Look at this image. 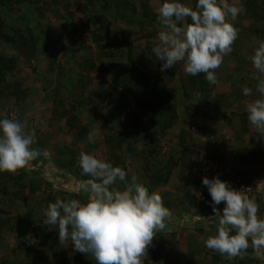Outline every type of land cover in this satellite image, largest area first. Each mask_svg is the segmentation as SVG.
Returning a JSON list of instances; mask_svg holds the SVG:
<instances>
[{"label":"rangeland","instance_id":"rangeland-1","mask_svg":"<svg viewBox=\"0 0 264 264\" xmlns=\"http://www.w3.org/2000/svg\"><path fill=\"white\" fill-rule=\"evenodd\" d=\"M35 1L39 10L29 0H21V5L0 0V13L11 18L8 24L15 27L19 7L27 9L35 17L31 25L37 34L34 57L20 56L17 69L7 72L0 84V119L24 121L27 130L35 132L34 146L47 152L17 173H0V212L13 217L11 230L0 238V264H62L63 257L69 264H96L81 253L78 261L71 247L58 243L54 226L44 224L43 210L56 197L87 199L71 191L73 181L88 179L78 167L81 151L122 167L129 182L135 175L171 210L172 220L157 234L148 249L150 261L144 264H264L254 258L251 247L242 259L228 260L204 246L216 233L218 218L202 184V177L219 176L233 188H245L264 219V164H242L246 154L253 159L254 147L263 148L256 157L264 158V139L253 136L256 130L247 120L245 105L249 98L242 93L247 85L258 96L255 86L264 79L249 59L256 40L264 39V0H241L246 14L234 23L239 35L215 70L218 83L211 85L199 74L203 84L197 82L193 89L194 76L184 73L182 62L162 72L151 52L162 0ZM40 2L47 7L42 10ZM181 2L194 7L196 0ZM95 13L109 23L111 46L97 47L92 40L95 25L87 16ZM0 54L9 57L15 51L3 44ZM116 98L121 105L115 104ZM89 133L94 136L91 142ZM22 181L26 204L15 198ZM3 184L14 191L6 193ZM217 207L222 210L223 203ZM49 241L50 249L45 248ZM192 241L196 248L186 250Z\"/></svg>","mask_w":264,"mask_h":264},{"label":"clouds","instance_id":"clouds-1","mask_svg":"<svg viewBox=\"0 0 264 264\" xmlns=\"http://www.w3.org/2000/svg\"><path fill=\"white\" fill-rule=\"evenodd\" d=\"M242 14L246 8L241 0H196L194 7L181 0H162L156 11L158 32L151 47L161 62L160 71L182 62L186 75L204 74L209 84L216 85L215 70L233 51L240 31L234 23ZM249 59L257 72L264 73V39L256 40ZM242 93L249 98L245 102L247 120L264 139V79L255 86L258 96L247 85ZM93 139L89 133V142ZM36 144L35 132L27 130L24 121L0 119V173H17L39 156H46ZM78 167L88 179L78 181L71 191L85 194L87 199L56 197L43 210L44 224L54 226L63 248L90 255L96 264H144L157 234L166 230V221L172 220L162 196L150 192L135 175L129 182L122 167L94 153L81 151ZM202 184L211 197L213 216L218 218L216 233L204 241V246L228 260L242 259L251 247L254 258L264 261V219L257 215L255 197L219 176L202 177ZM221 203L222 210L217 207Z\"/></svg>","mask_w":264,"mask_h":264},{"label":"trees","instance_id":"trees-1","mask_svg":"<svg viewBox=\"0 0 264 264\" xmlns=\"http://www.w3.org/2000/svg\"><path fill=\"white\" fill-rule=\"evenodd\" d=\"M10 1V0H7ZM90 2H93L94 0H88ZM13 2H15L16 4H20L21 0H13ZM36 4V10L38 9V2H36L35 0H29V4L32 3ZM54 2H59L58 0H54ZM41 9L43 10L44 8L47 7L46 4L41 3ZM21 5V4H20ZM54 6V5H53ZM21 10V14L20 16L15 20L17 22V25H15V27H13L12 25L8 24V19L11 20L10 17H7V19L0 13V48L3 44H7L8 46H10L12 49H14L15 54L14 56H7L4 54H0V84L4 82V75L7 72H13L15 69H17L18 66V62L17 60L20 58V56H23L24 58H28L31 59L33 58V54H34V44H35V38L37 36L36 33V27L32 26L31 24L34 22L35 17H33L30 13L27 12V9H22L21 7H19ZM249 9V8H247ZM39 10V9H38ZM250 10V9H249ZM6 16H9L7 13H5ZM45 15H40V16H36L37 18L41 19L43 18ZM87 21L90 23H92L93 25H95V29H93L92 31V40L93 42L96 44L97 47H103V46H111V40L109 39L110 37V31L108 29L109 23L106 20V18L104 17V15H97L95 14H91L87 16ZM73 23V22H71ZM70 23V24H71ZM90 23V24H91ZM97 24V25H96ZM73 25V24H71ZM117 76H120L119 74ZM130 83H132L130 77L129 80ZM18 84L20 83V81H16ZM197 82H200L201 85L203 84V82L200 81V75L199 76H194L193 79L190 81V89H193L192 86H194V84H196ZM193 83V85H192ZM187 98V97H186ZM115 104L116 105H121L122 102L119 99H115ZM95 106V105H94ZM113 112L115 113V110L113 109ZM148 131V130H147ZM126 130H122V133H126ZM149 134V131H148ZM258 133H254V137L257 136ZM116 140H119L118 137L115 138ZM107 141H111V139H108ZM130 144V143H129ZM129 144L127 145L128 147ZM116 147V146H115ZM118 149V146L116 147ZM24 181V180H23ZM21 182V184L23 185H19L18 186V190L19 192H17L16 190V196L15 198H17L19 201H22L23 203L27 202V198L26 195L22 192L25 189V184L24 182H27L26 180L24 182ZM78 181V180H76ZM77 182L73 181V184H76ZM2 190H4L6 193L7 192H12L14 190H11L10 187H8V190H6V187L3 184ZM7 198V197H5ZM47 201V200H46ZM5 204L6 207H11L12 208V203L8 202L7 199H5ZM13 217H9L8 213L5 212H0V238L2 240V237L4 236V231L7 229L11 230V226L13 225L12 222ZM18 220V218H17ZM27 236L26 234L24 235V237ZM55 246V245H54ZM51 247H53V244L49 241V243H45V248L50 249ZM62 264H69L68 260H62ZM24 261H22L23 263ZM1 264H5L1 263ZM21 264V263H19ZM43 264H47L46 261L43 262Z\"/></svg>","mask_w":264,"mask_h":264},{"label":"crops","instance_id":"crops-1","mask_svg":"<svg viewBox=\"0 0 264 264\" xmlns=\"http://www.w3.org/2000/svg\"><path fill=\"white\" fill-rule=\"evenodd\" d=\"M255 133H257L256 131H254ZM251 137V136H250ZM256 137H259L258 135L256 136ZM255 139H257V138H255ZM251 141L253 140V139H250ZM248 146H252L251 145V143H248ZM251 151V149L250 150H248V152H250ZM261 152H263V148L262 147H254L253 148V159L251 158V156L248 154H246V156H248V158H247V160H245V158H244V160L242 161V164H243V168H244V166H248L250 163H253V164H255L256 162H258V164L259 165H262V164H264V158H261V157H256V154H258V153H261ZM252 160V162L250 161V160ZM259 161H261V163H259ZM56 176V175H55ZM55 178V177H54ZM52 186H54V187H56V188H58L57 187V185H52ZM196 246L197 245H194L193 244V241L192 242H190V244L186 247V250H191V251H194L193 249H195L196 248ZM161 249H163V250H165L164 249V247H162ZM62 252H64V249H63V251ZM185 254H186V256L187 257H191L194 253L193 252H185V253H181L180 252V255H182V256H185ZM74 256H75V258L76 259H78V261H79V253H75V254H73ZM179 255V254H178ZM179 255V256H180ZM83 262V261H82Z\"/></svg>","mask_w":264,"mask_h":264}]
</instances>
